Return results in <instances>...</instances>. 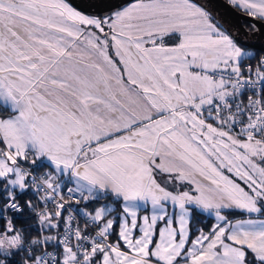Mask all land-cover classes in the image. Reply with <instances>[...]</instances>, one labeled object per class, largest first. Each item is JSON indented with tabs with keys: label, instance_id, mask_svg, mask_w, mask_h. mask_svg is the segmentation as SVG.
I'll use <instances>...</instances> for the list:
<instances>
[{
	"label": "snow or ice",
	"instance_id": "6c2138e0",
	"mask_svg": "<svg viewBox=\"0 0 264 264\" xmlns=\"http://www.w3.org/2000/svg\"><path fill=\"white\" fill-rule=\"evenodd\" d=\"M252 32L214 0H0V264H264Z\"/></svg>",
	"mask_w": 264,
	"mask_h": 264
},
{
	"label": "water",
	"instance_id": "95a60500",
	"mask_svg": "<svg viewBox=\"0 0 264 264\" xmlns=\"http://www.w3.org/2000/svg\"><path fill=\"white\" fill-rule=\"evenodd\" d=\"M214 3L218 10L239 33H247L249 35L253 34L246 28L244 22L264 26V24H262L258 19H253L250 16L242 14L225 0H214Z\"/></svg>",
	"mask_w": 264,
	"mask_h": 264
},
{
	"label": "rangeland",
	"instance_id": "374dc122",
	"mask_svg": "<svg viewBox=\"0 0 264 264\" xmlns=\"http://www.w3.org/2000/svg\"><path fill=\"white\" fill-rule=\"evenodd\" d=\"M227 3H229L230 4V2H229V0H225ZM231 5V4H230ZM235 8V7H234ZM239 12H241L242 14H244V15H247L244 11H241L240 9H238V8H236ZM247 16H249V15H247ZM251 17V16H250ZM262 24H264V21H261V20H259ZM252 25L253 24H250V23H247L246 24V28L251 32V33H253L252 32ZM256 25V24H255ZM258 28L259 27H261L260 26V24L259 25H256Z\"/></svg>",
	"mask_w": 264,
	"mask_h": 264
},
{
	"label": "trees",
	"instance_id": "16d2710c",
	"mask_svg": "<svg viewBox=\"0 0 264 264\" xmlns=\"http://www.w3.org/2000/svg\"><path fill=\"white\" fill-rule=\"evenodd\" d=\"M246 22H244V25L246 26ZM198 219H200V220H204V217H198ZM211 221L210 220H205L204 221V224L203 225H201V226H206L208 223H210Z\"/></svg>",
	"mask_w": 264,
	"mask_h": 264
}]
</instances>
